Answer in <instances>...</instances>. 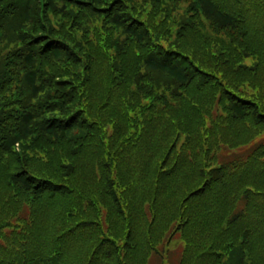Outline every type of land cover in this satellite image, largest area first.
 <instances>
[{
  "label": "trees",
  "instance_id": "1",
  "mask_svg": "<svg viewBox=\"0 0 264 264\" xmlns=\"http://www.w3.org/2000/svg\"><path fill=\"white\" fill-rule=\"evenodd\" d=\"M175 237L264 264V0H0V264Z\"/></svg>",
  "mask_w": 264,
  "mask_h": 264
},
{
  "label": "rangeland",
  "instance_id": "2",
  "mask_svg": "<svg viewBox=\"0 0 264 264\" xmlns=\"http://www.w3.org/2000/svg\"><path fill=\"white\" fill-rule=\"evenodd\" d=\"M182 241L175 237L173 241L170 244V249H169V259H170V264L175 262L178 259V249H179V244H181ZM164 260L161 258L160 255L154 254L151 259H150V264H164ZM167 262V260H166Z\"/></svg>",
  "mask_w": 264,
  "mask_h": 264
}]
</instances>
